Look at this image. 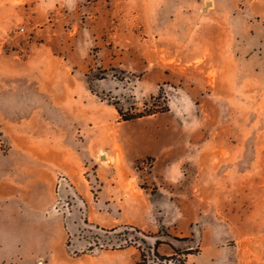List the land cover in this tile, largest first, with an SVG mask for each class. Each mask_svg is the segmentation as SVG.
Segmentation results:
<instances>
[{"label":"rangeland","instance_id":"rangeland-1","mask_svg":"<svg viewBox=\"0 0 264 264\" xmlns=\"http://www.w3.org/2000/svg\"><path fill=\"white\" fill-rule=\"evenodd\" d=\"M0 189V264H264V0H0Z\"/></svg>","mask_w":264,"mask_h":264},{"label":"trees","instance_id":"trees-1","mask_svg":"<svg viewBox=\"0 0 264 264\" xmlns=\"http://www.w3.org/2000/svg\"><path fill=\"white\" fill-rule=\"evenodd\" d=\"M161 97V93L159 92L158 95L156 97H150L151 100H154V99H158ZM114 109L116 110L117 114L119 115V117L121 118L122 121H125V122H130V121H134V120H137V119H141V118H144V117H149V116H152V115H155V114H158V113H164L166 111L169 110V108L167 106H165L164 108H160L158 105H154V109H150V110H144L143 112H135V113H125L123 112V110L118 106V102H115V103H112L111 104ZM185 239H188V238H184ZM161 245H168L172 251H173V254L169 257H166V256H161L159 253H158V248L159 246ZM194 253V250L190 249L188 250L187 252H185L183 255H189V254H193ZM153 255L155 258L157 259H162V260H165V259H175L176 255H178V250L177 248H175L172 244L170 243H166V242H162L158 239L155 240L154 242V246H153ZM147 256L144 254V252H140V260L139 262L135 263V264H147ZM179 264H184V261L183 260H180L179 261Z\"/></svg>","mask_w":264,"mask_h":264},{"label":"built area","instance_id":"built-area-1","mask_svg":"<svg viewBox=\"0 0 264 264\" xmlns=\"http://www.w3.org/2000/svg\"><path fill=\"white\" fill-rule=\"evenodd\" d=\"M153 162L150 159H142L138 162L137 168L142 173H149L152 169ZM58 188L68 186L67 179L63 173L58 172L56 175Z\"/></svg>","mask_w":264,"mask_h":264},{"label":"crops","instance_id":"crops-1","mask_svg":"<svg viewBox=\"0 0 264 264\" xmlns=\"http://www.w3.org/2000/svg\"><path fill=\"white\" fill-rule=\"evenodd\" d=\"M154 155H152V154H147L144 158H147V157H153ZM156 157H158V156H156ZM125 158H126V161L128 162V160H127V154H126V156H125ZM149 159V158H148ZM135 161H137V159H135V158H133L132 159V161L129 163V164H132L133 162H135ZM155 168V167H154ZM152 170V169H151ZM165 174V173H164ZM168 175L170 174L169 172L167 173ZM168 175H166L165 174V178L164 179H170L169 177H168ZM3 193H2V191H1V189H0V215L2 216V215H4V216H6L7 215V213H8V207H7V205H6V198L5 199H3ZM5 200V201H4ZM20 200H21V202H22V204H24V200H23V197H20ZM4 202L5 204L4 205H2L1 204V202ZM1 221V220H0ZM2 222H0V235H1V232H2Z\"/></svg>","mask_w":264,"mask_h":264},{"label":"bare ground","instance_id":"bare-ground-1","mask_svg":"<svg viewBox=\"0 0 264 264\" xmlns=\"http://www.w3.org/2000/svg\"><path fill=\"white\" fill-rule=\"evenodd\" d=\"M104 161H107V159L104 157Z\"/></svg>","mask_w":264,"mask_h":264}]
</instances>
